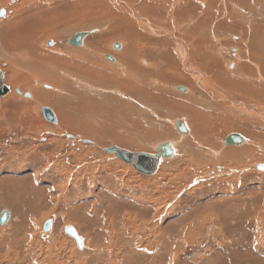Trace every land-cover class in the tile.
<instances>
[{
    "label": "rangeland",
    "instance_id": "1",
    "mask_svg": "<svg viewBox=\"0 0 264 264\" xmlns=\"http://www.w3.org/2000/svg\"><path fill=\"white\" fill-rule=\"evenodd\" d=\"M43 1L44 0H34L32 1V6L33 7L38 6V9L43 12H45L46 10L48 11V9H46L47 5H40L43 4ZM56 1L59 2L54 4L57 5L54 6L55 7L54 9L57 8L55 11V17L57 19H52V18L49 19L51 21L50 22L51 24H48L49 26H47L45 30L47 32L46 35H50V37L48 38L44 37V42L45 41H48V43L52 42L53 43L52 46L48 44L50 47H54L56 44L57 46L56 49L50 50V53L43 48L39 52L47 56L53 54H55L56 56L59 55L60 57H56L55 59H58L60 61L58 60L50 61L48 60L49 58L40 60L41 62L44 63V64L42 63V65L44 66L41 67V70H46L43 73L44 75H42L39 72L40 73L39 75L41 76L40 80L42 81L40 82L38 81L37 79L38 75L36 74H35L36 78L34 79L35 81L32 80L35 77L34 74L30 75L32 76V79L30 77L24 78L25 73H27V71L32 72V70L29 68L30 67L29 62L34 61L33 59L27 57V59L29 60V61L27 60L26 62L28 67L26 66L25 68H20V69L19 67L16 68L19 69L18 71H20V73H23L22 75L23 77L21 79L16 80L14 79V76L11 77L7 74L6 70L8 68L7 67L8 64L5 61H3L0 56V66L3 69L1 67L0 68L5 72L4 74L8 77L7 79H9L7 81V86L10 89L8 94H10L11 92L10 97L7 96L8 94L6 95L7 97L4 96L0 97V104H2L0 105V184H2L4 181L8 183L7 181L10 180L9 182L12 181L13 183L12 182L11 183L14 185V187L16 186L15 183L17 185L19 183L27 185L28 187L27 189H25L26 191L24 193V195L26 194V197L24 196V198L29 199V200L26 199L27 201L26 205L28 208L27 210L23 211L22 209H19L20 205L17 208L21 211H19L18 209H15L16 211L14 210L15 211L14 220L16 221H13V223L10 225L11 229L5 231V228H8V226L5 227L6 225H1L2 227L5 228L0 229L1 231L4 230L3 232L0 231V234L2 235V236L0 235V237L9 238L12 235V233L16 234V230L14 228L15 225L22 227L23 226L22 222L26 220V222L27 221L28 222L27 224H25V226H30L29 228L31 229V230L29 229V234H28V237H30L29 240L35 241L36 244H40L38 246L39 249H37L38 251L43 252V249H45V245H47L46 243L50 241L49 238L52 236L54 225H56L57 227L55 230L56 239H51L50 243H52V241L54 242L55 240L57 242H60V239H57V235L61 233V235L64 238L70 239V243L76 242L75 247L77 249L80 247L82 248V241L79 247V242L75 238L71 236L69 237V235H67L66 233L67 228H74L76 231L77 228L75 227V225L70 223L71 221L68 217L67 207L63 205L65 204L69 205L74 209V212L77 215H79L81 211L83 212L85 211V209L83 208H85L87 205H90V203H92V205L99 206L100 208L104 207L103 209L111 208L115 210V212L117 211L119 216L126 214L127 217L125 219H129V220L131 219L130 220L131 222L130 221L129 222L132 223V225L134 224L133 226L135 227L142 226L145 228L147 227L149 228L148 231L150 234H152L153 231L154 233L156 232L157 234H164V235H166L169 232L173 233L175 236V243H176L173 246L174 247L173 250L174 249L176 250V251L174 250L176 254V260L174 261V264H208L209 263L208 260L211 259V256H213L215 253H217L220 250L222 242L225 238H223V234H221L220 236H216V234L218 233V228L222 227L221 225L222 222L220 223L222 217H218L217 215L211 212V210H213V208L211 207V203L214 202L215 200L221 201V196L218 197L216 196L215 198L213 196L209 197V195H207L203 191L204 187L207 185L213 186L214 183L217 182L218 180H224V181L227 180L229 182L231 181V184L233 186L236 187L238 186L237 187L238 190L243 189L244 186L243 182L236 183V180H238L237 174H244V172H246L245 169L243 170L244 168L243 163H238V162L236 163L232 159H229V162L223 161L222 159L220 160V156L213 157V153L209 154L208 149L213 151L219 148L221 144V139L223 140V138L230 132V129L225 130V128L223 127L225 125V120H226L225 114L227 113L228 109L229 111H236L237 108V110L241 109L247 112L246 114H249L250 112L253 111V107H251L249 103L254 102L256 100L254 99V97H252V95H250L252 93L244 94L242 92L243 94H240V92H236L235 90L232 89H230V91H234L235 95L231 94L230 91H227L230 93H228L229 95H226L224 91L227 88H238L240 89V91H243L245 88L241 89L238 86L237 81H227L229 79L231 80L230 77L225 78L226 80L224 79L223 81H221L224 76H228L226 74L230 75L231 73L237 75L238 73L237 72L232 73L234 69H231L229 66L228 69L226 67L228 60L230 59L228 53L231 54L228 51V49L225 50L226 61H223L221 58L218 61V56L223 57L225 53L222 55L218 54V48L217 49L214 48L213 43H218V44L221 43L220 45L222 44L225 45L226 43H230L231 45L241 44L240 46L243 49V53H245L247 49L251 52L252 55H256L254 61L259 65L260 71L258 73L255 72L254 69L256 68H253L252 71L253 73H256L255 76L260 75L261 77L255 78L253 80H251L250 78L249 79L245 78V80L247 81L248 85H251V88L253 90L254 87H256V90H258L259 93L262 92V89L264 88V33L260 30V28L264 29V21H262V19L264 18L261 17L260 13L264 14V0H257V1L251 0L256 2H250L252 4L253 3L255 4H253L252 5L253 7H251L250 9H246L248 11H243L241 10V8H236L233 4L232 5L234 7L233 6L231 7L230 6L231 3H229V1L227 0H224L222 2L221 0H208V1H212V3L214 2L218 3V5L221 6L222 8H219V6L216 3H214L215 7L213 9L210 8V15L212 16H208V20L214 22L213 24L210 23L209 25H206L202 28L196 27V22L192 26L194 18L191 19L192 22L190 21L179 22L178 21L179 14L177 12V9L181 7V3L179 4L181 0L177 2L176 0H173L176 2V3L174 2L175 4L173 3L175 6L174 9L176 14L175 16L168 17V20L163 21L162 25L164 26L167 24H170L171 26H173L174 24H176L174 26L178 25L176 28L178 29V32L180 33L182 39L179 38L180 37L179 34H177L178 38H176L174 33H172L171 35H173L176 39L178 40L181 39V41L174 40L172 44L177 46L179 44L180 45L182 44L185 50L186 49L189 50L188 51L189 54L185 53L184 58H179V62L182 63L183 69L179 67L178 62L177 65L174 63L175 68L173 67V65H169V63L163 66L164 71H161L163 76H161L162 74H160V71H157L155 69L154 70L147 69L150 68L147 66L149 65V61L145 58L138 59V60L141 59L143 60L142 65L144 67L141 66L139 62H137L138 63L137 66H134L129 73L124 74L122 76L121 74H118L117 71H115L116 68H114V70L112 69V71L105 68L103 62L100 61V59L98 60L94 58L95 56L94 54L90 52L89 53L85 52V56H82L81 58L78 59L76 56L84 52L76 53L71 51L70 48H67L68 41H70V39L75 34L84 32L87 35V32L85 31L89 30L88 28H79V30L77 29V31L72 32L70 28L73 24L77 23V25L80 26L92 25L93 29L99 30L98 36L101 39V43H102L99 44V47H101V49H104V52L108 53L106 55H110L111 53L107 51L105 45L111 44L112 40L115 41V44L120 42L116 40L117 36L113 31L114 26H118L122 24V23L118 24L120 22L121 16L122 18H126V16H128L127 8L123 6V4L129 7H133V10L137 12V14L132 13L131 16L133 19L134 18L136 19V16L138 14L141 15V12H139V10L137 11L134 5H132L133 3L131 1L90 0L91 9L89 8L86 10V11L90 10V12H87L88 14H85L83 16L77 15V14L85 13L82 8L85 7V5L82 4L83 2H81L82 0H80L79 3L76 2L78 0H56ZM202 1H204L206 4L208 2L207 0H202ZM16 2L17 0H13L9 6L15 5L14 3ZM150 2L151 0L148 1V4H150ZM205 3H203V5ZM76 5H80L81 7L77 8L75 7ZM123 7H125L126 9ZM0 8H1L0 10L1 14L2 15L4 14L5 16V17L1 16L3 25L1 24L0 27H5V26L9 27L11 32L9 30L8 34H10L11 37H13L12 31L14 34H16V32H21V30L17 26H20L22 24V18H24V13L20 12L19 13L20 15L18 14L19 16L18 17L17 14H13V13H17L18 9H15L14 12L12 13L11 9L13 7H9L8 9L6 7H0ZM215 9L217 10L214 11V13H212L213 10ZM222 9H224L225 11ZM4 11H6V14ZM199 11L196 12L201 14L202 11L201 10ZM45 14H47V12H45ZM12 18H14L13 21ZM46 18L47 19L49 18L48 14L46 15ZM132 18H126L124 19V22L126 26L131 25L130 27H128L129 29L133 28V35L135 36L134 39H132L133 41H135V39L137 40L140 34H144L145 37L147 34L150 35L148 31L146 32L145 30L140 29V27L137 25L138 19L136 20L134 19L136 21L135 24ZM8 19L10 21L9 23H7L8 21H6ZM31 19H34V15L33 18ZM255 19H258V25ZM181 20L186 21L185 18H181ZM125 25L124 28H120L123 33H125V29H126ZM182 25H184V27ZM253 26H254V30L252 32ZM234 27H237L239 29L243 27L244 30L243 32L240 33L239 30H237ZM180 28L182 31L180 30ZM134 29H135V33H134ZM183 29L190 30L191 34H189V31L186 32ZM67 30L70 31L67 32ZM95 32L96 31H92L93 34ZM163 35H167V34L162 33V36ZM129 37L128 39H131ZM167 37L170 38L169 36ZM184 37L190 40L186 42ZM239 38H241V40ZM83 43L79 47H83ZM34 45H38V43H36L35 40L33 46ZM74 47H78V46H74ZM143 48L144 46H142L141 52L150 55L149 53H147V50L145 51V49ZM111 49H114V44L111 46ZM169 50L171 51L170 48ZM174 51L176 53V50ZM2 52H0V55L4 53ZM36 54H37V50H36ZM87 54L89 56H87ZM145 54L142 55L146 57L147 55ZM190 54L193 59L192 62L193 64L190 63L191 65L188 62L190 61L189 58ZM106 55H104V57ZM38 56H40V54H38ZM87 57L89 58L93 57L92 59L95 60L94 65L85 62L87 60ZM104 57L102 58V60H104L105 62L108 60L110 62L108 58L105 59ZM243 57H246V54H243ZM43 60L46 62H44ZM144 61H146L148 64H146ZM182 61H184V63ZM194 61L196 64L194 63ZM232 63L233 61L230 63V65ZM197 64H199L200 67H198ZM94 68L96 69L98 68V70L101 71L100 74H102L104 78H107V80L99 81L95 83L93 86L94 87L98 86L99 88L104 89L106 93L104 94L93 93V99L95 96L96 97L95 99L99 100L101 103L93 100L91 103L92 107L86 106L85 108L88 107L87 109H81V108L79 109L77 108L78 105L77 99H76V95L74 94V92H78L77 88H76L77 90H74L75 87L74 85H77V83H74L76 82L74 73L75 72L80 73L78 75L79 78L89 81L90 79L85 74H81V72L86 70L93 71ZM142 68H145L147 71L143 72ZM176 73L180 74L179 77H176L178 76ZM48 75H54L53 77L56 78L60 77L59 79L64 78L67 81H69L68 79L71 78V82L69 81L70 82L69 92L67 91L63 92L65 97V99L63 100L64 102H61V106L56 104L57 105L56 107L58 108V111L59 108L64 109L62 110L64 117L65 115L69 117V118L65 117L66 120L72 121L73 119L74 121L79 122V124L77 125L78 127L75 126V130L73 126L71 127L72 130L68 129L61 131V129H59L61 128L60 126L61 122L58 121L57 125L50 124L48 121L44 119V117H42L43 115L41 114L42 113L41 107L46 106L54 111V109L52 108L53 106L51 105L37 106L35 105V103H33V105L31 104V106L27 107V104H24L25 102L31 101L30 95L37 96L38 91H44L43 89H41V83L44 82L52 85L51 80L45 78ZM195 75L196 78L197 75H199L202 78V80L200 79L195 80ZM220 75L223 76L221 79H220ZM15 77L18 78L17 75H15ZM162 77L166 78V80H163ZM14 80H16V82L15 84H12V81ZM205 80H207V82H205ZM31 81H33L32 84ZM168 81H171V83H169ZM195 81H197V83ZM130 82H132V84ZM162 82H166V83H162ZM216 83L220 86L215 85ZM24 84L28 86L33 85L32 92L29 90L26 92L25 90H22V88L25 86ZM122 85H125L126 87L131 86V88L129 87V89H131V92L129 91L128 88L124 89ZM134 85H136L135 86L136 88L134 87ZM178 86H182V87L184 86L185 88L191 87L190 91L191 90L195 91L196 94L199 96L204 95L205 100L203 102H206L205 105H203V102L202 103L200 102L201 100H198L194 96H191V93L190 95H187V93L183 94L179 92L177 89ZM132 87L135 88V90ZM138 88L145 89V92H141ZM50 90L52 91L53 88L47 89L46 91H50ZM132 90H134V92H132ZM196 90L198 91L203 90L202 91L203 95L198 94V91ZM18 91H20V94L17 93ZM83 91H85V93L88 92L87 89H83ZM95 91H101V90L98 89V90H94L93 92ZM12 93L14 94L15 97L18 98L19 103H21L18 106L20 108H16L18 112L16 111L15 113H17L16 119L18 120L13 125L11 124L12 122L9 121L7 117H4L3 115L4 112H2L1 110L5 100L10 99L12 101L13 99H16V98H11L13 96ZM123 93L126 95H122ZM28 94L29 97H27ZM153 96L155 97L157 96V98ZM52 100L53 97L50 98L49 102L52 103ZM15 102H18L17 99L15 100ZM207 102L210 103V108ZM93 104H95L96 106L95 105L93 106ZM128 104H130V106ZM196 104L199 106H197ZM262 104L264 105V103ZM196 106L201 108L203 107L204 110L208 109L209 111L206 112L209 114L205 118L206 123L204 124L206 125V127L212 129L213 132H216L224 128V130L220 131V133L217 132L213 136L205 134L204 138H208L209 140L213 141V144H209V141L207 140L203 141V143L200 145H198L197 143L195 144L193 143L189 145L185 143L182 144L183 142L178 140L177 136L174 133H172L173 122L175 120H180V119L194 120L195 119L194 117L197 116L198 114L201 115L204 114V112L197 110L195 113H193ZM89 107H91L90 110H88ZM11 109H12L11 112H13L15 108H11ZM74 112L76 114H74ZM242 113L244 114V112ZM94 114L98 115L97 117L95 116V120L92 119L94 118L93 117ZM159 116H162V118H160ZM70 117H72V119ZM167 117L170 118V120H166ZM261 121H264L263 118H261ZM228 123L226 125H228ZM144 124L146 125L147 128L151 129V131L153 132H150L149 140L141 141L139 140V135L141 134V132L137 130L138 127L137 125L143 126ZM218 124H220V126H218ZM45 125L46 126L50 125L52 129L46 130ZM211 125H217V126H211ZM40 126L41 128L35 131L36 128ZM55 126L57 127L60 126V127L57 128ZM76 128L78 129L80 128V131H78ZM107 128L108 129L112 128L111 129L112 133H116L115 131H117V134L122 135L124 137H128L131 140L138 141L139 143L143 144L144 146L141 148L149 151V152L146 151L144 153H151V151L154 152V146L157 143L164 142L167 140L168 141L174 140L178 143V146L180 145V148H178L179 156L174 160H171L169 162H164L162 165V172L160 174L156 176L142 175L134 168H132L133 169L132 171L131 169H128L123 165H117V163H115L112 159L106 157V156H111V154L107 153L106 151V149H109L106 147L109 146L107 145L105 147L106 149L104 148L105 150L102 149L101 146H103L104 144L100 145L98 143V140L100 139V141H106L105 139H107V132H108ZM252 129L257 130L254 128ZM104 131L105 134H103ZM86 132L91 134L93 137H96L98 140L96 141L92 137L85 136ZM166 133L170 134L171 137L168 138V135ZM155 135H158L160 137H156ZM110 146L121 147L120 145L117 144H113ZM228 147H233V146H228ZM125 149L130 150V148H125ZM135 152H137V150H135ZM32 161L33 162L37 161L38 165L37 166L32 165ZM254 161L255 160L252 159V163H254ZM238 164H241L242 166ZM25 165L26 167H24ZM125 165L128 166V164ZM253 168L254 167L248 170V173L251 172L250 173L251 175L263 173L262 171L259 170H257L258 172L257 173L255 168L254 169ZM79 172L81 174L78 176V179H76V176ZM74 173H77L76 176H74ZM71 174L72 176L69 182L68 178ZM25 178L27 179L28 183L22 182V180ZM255 182L256 183H254V185H256L257 187H260L261 184H263V182L258 180ZM203 183L204 184L208 183V184L204 185ZM68 184L71 186L69 187ZM112 184H117L121 186H119L117 189H111V191H107L106 189L108 188L110 190L109 187ZM74 185H75V189H74ZM71 188L74 190L72 191ZM15 189L13 188L14 191ZM247 190H248L247 192L249 193L251 192L250 189ZM14 191H12L11 197H14L15 195ZM257 191L259 190L257 189L256 192ZM31 194L34 195L32 196ZM71 195L74 196L71 197ZM51 199L53 201L55 200L57 202L59 201L58 203L62 205L61 206L62 208L60 207L53 213L50 212L53 209L51 207L52 205ZM86 199H88V201L90 202L89 204ZM2 205L3 203H1L0 201V209L2 208L1 207ZM75 213H73V216L75 215ZM65 215L68 220L65 219L66 217L64 218ZM208 217L215 218L217 222H215V220H209ZM43 218L46 219L43 220ZM74 218L78 219V216ZM243 218L245 220L247 219L245 216H239V219L235 218L236 221L238 220L237 222L235 221L236 224L232 223L233 221L228 220V225H231L233 227H239L238 225H240V227H242L243 224L241 225V223L244 220ZM248 218L250 220L253 219L251 215H249ZM91 219H95V218L92 217ZM87 220L89 219H86V221L83 220V223L85 224ZM206 220H208V222L204 225V228H202ZM103 222L104 224L100 225V227L90 225L86 227V229L88 230L89 233H93L98 230L99 231L101 230L100 233H103L101 236L102 237L101 241L105 243L106 232H108V234H111L110 232H112V229H107L109 228L108 226L109 221L106 220ZM38 228L40 230H38ZM62 229L63 231L61 232ZM202 231L204 233H202ZM234 236H238L239 238H235ZM234 236L231 238L234 240H230L227 238L225 239L226 243L230 240L231 251H233L231 252L232 255L235 256V253H237L238 260L242 257V254L251 258L252 253L254 252V249L251 246L254 243V240L252 239L253 234L250 231L249 232L235 231ZM79 237L83 239L84 248H85L86 247L84 241L85 239L81 234L79 235ZM149 237L150 236L147 235L146 237L144 236L143 238L145 241L149 242V240H151L148 239ZM62 242H64L63 239ZM60 244L62 243L60 242ZM8 245L9 243L5 248L1 249L2 251L0 253V256L3 255L4 257L8 255L6 254L8 253V251L10 253L11 252L15 253L19 249L26 251L23 245H19V247L16 248L15 241H11V245L13 248L12 251L8 249L9 248ZM237 245H239L238 247L239 249L235 248ZM241 245L243 247H241ZM118 247H120V243H117V246L116 248H114V250H116ZM72 248L73 247L69 244L66 249L67 253L65 254L61 253V255L63 254L62 255L63 257L60 255L59 257L52 258L51 259V262L53 261L52 264L74 263L77 259L72 258L73 257L71 255ZM244 248L246 249L243 250ZM80 252H85V250L84 251L81 250ZM151 252H155V251H151ZM28 253L30 254V252ZM147 253H150V251ZM257 254L259 253L257 252ZM13 257L15 258L14 255ZM217 257L219 259H227V260L229 258L228 256L221 257L220 254H217ZM257 257L259 258V255H257ZM55 259L56 262H54ZM107 261L108 259L105 260V263H107ZM105 263L103 262V264ZM257 263L264 264V261L259 259Z\"/></svg>",
    "mask_w": 264,
    "mask_h": 264
},
{
    "label": "bare ground",
    "instance_id": "2",
    "mask_svg": "<svg viewBox=\"0 0 264 264\" xmlns=\"http://www.w3.org/2000/svg\"><path fill=\"white\" fill-rule=\"evenodd\" d=\"M12 1L13 0H0V7H6L7 9L9 7H13L11 9L12 13L14 12L15 9H18L17 13H13V14H17V16L20 12L24 13V18H22V24L20 26L16 25L21 30V32H16V34H14L12 31L13 37H11L10 34H8L9 30H10L9 27H7V26L0 27V52H2V51L4 52V53L2 52L3 54L0 56H1L2 60L8 64V66H7L8 68L6 70L7 74L11 77L14 76V79H16V80L21 79L23 77L22 76L23 73H20V71H18V70L20 68H25L26 66L28 67V65L26 64V62L28 60L27 57L33 59L34 61L29 62V66H30L29 68L32 70V72L26 70L27 73H25L24 78L30 77L32 79V76H30V75L34 74L35 77L32 80H34L36 78V75H38L37 79L40 82L42 80H40L41 76L39 74L41 73L42 75H44L43 73L46 71V70H41V67L44 65H42L43 62H41L40 60L45 59V58H49L48 60L54 61V60H58V59H55L56 57H60L59 55L56 56L55 54L47 56V55H43L39 52V51H41L42 48L45 49L49 53H50V50L56 49L57 44L54 47H50L48 44H50L52 46L53 43L52 42L48 43V41L44 42V37L45 38L50 37V35H46L47 32H46L45 28L47 26H49L48 24H51L50 23L51 21L49 20L50 18L57 19L55 17V11L57 8L54 9L55 8L54 6H57V5H54V4L59 3V2L56 0H44L43 4H40V5H47L46 9H48V11L47 10L45 11V12H47L48 17H49L47 19L46 18L47 14H45V12L40 11L38 9V6H36V7L32 6V1H34V0H20V1L17 0V2H16L17 4L14 3L15 5L9 6L12 3ZM129 1H131L133 3L132 5H134V7L137 9V11L139 10V12H141L142 16L139 14L136 16V19H138L137 25L140 27V29L145 30L146 32L148 31V33H150V35L147 34L148 36L146 35V37H145L144 34H140V35L137 34V35H139V38L137 40L135 39V41L132 40L135 37L133 35V28L129 29L128 27H130L131 25L126 26L124 19L132 18V16H131L132 13L137 14V12L135 10H133V7H129V6L123 4V6H125L127 8L128 16H126V18H122V16H121L120 22L118 24H120V23H122V24H120L118 26H114V30H113L115 32V35L117 36L116 40L120 41L118 43L119 47L111 49V46L113 44H115V41H113V40H112V43L109 45L104 44L105 48H107V51L111 53L110 55H106L108 53L104 52V49H101V47H99V44L101 43V39L98 36L99 30L93 29L92 25L80 26V25H77V23L73 24L70 28L72 32L77 31V29L79 30V28H88L89 30L85 31V32H87V37L84 39L83 47L71 46V45H69V41H68L67 48H70L71 51L76 52V53L84 52V53L78 54V56H76L78 59L81 58L82 56H85V52L86 53L90 52V53L94 54L95 55L94 58H96L98 60L100 59V61L103 62L105 68H107L110 71H112V69L114 70V68H116L115 71H117L118 74H121L122 76L124 74L129 73L130 70L133 69L134 66H137L138 65L137 62H139L140 65L143 66L142 65V63H143L142 59H144V58L149 61V65H147V66L150 68H147V69H153V70L155 69L157 71H160V74H161V71L163 68L162 64H164V62L173 63V64L175 63L177 65L176 58H175L174 54L172 53V51L169 50V48L171 47L174 40L181 41V39H182L180 33L178 32V29L176 28L178 25L174 26V25H176V24H174L173 25L174 27H173L170 24H167L164 26V25H162V22L165 20H168V17L175 16L176 12L174 9V7H175L174 4L179 0H176V2L173 0H151L150 4H148V1H150V0H129ZM222 1H224V0H221V2ZM227 1H229V3H231V4H233L236 8H241V10H243V11H244V9H248V8L253 7L252 5L255 4V3H253V4L250 3V2H252L251 0H227ZM256 1H254V2H256ZM76 2L79 3L80 0H78ZM81 2H83L82 4L85 5V7H82L85 13L77 14V15L83 16L85 14H88L87 12H90V10H88V11H86V10L89 8L91 9V5H90L91 2H90V0H82ZM180 3H181V7L177 9V12L179 14V15L177 14L179 16L178 17L179 22H188V21L192 22L191 19L197 18L198 20H200L201 23L205 24L208 20V18H206V16L209 14V9L210 8L213 9L215 7L214 3H216V2L212 3V1H208L206 4L202 0H181L179 2V4ZM203 3H205V4L203 5ZM216 4L218 5V3H216ZM231 4H230V6L232 7L233 5H231ZM104 6H106V5H104ZM75 7L79 8L81 6L76 5ZM125 7H123V8H125ZM168 8H169V10H168ZM0 10H1V8H0ZM20 10H22V11H20ZM199 10L202 11L201 14L197 13ZM25 11L28 12L29 14L26 13ZM4 12L6 14V11H4ZM8 13H9V10H8ZM33 15H34V19H31V18H33ZM260 15L262 18H264V14L260 13ZM1 16L5 17L4 14L2 15L0 12V25L3 23ZM21 16H23V15H21ZM199 16H201V17H199ZM181 18H185L186 21L181 20ZM13 19L14 18H12V21H13ZM46 19L49 21H47ZM135 20H134V22L136 24ZM255 20L257 21V25H258V19H255ZM6 21H8L7 23L10 22L9 19ZM6 21H4V22H6ZM262 21H264V19H262ZM173 22H175V21H173ZM15 24H16V22H15ZM192 24H194V23H192ZM124 25L126 26L125 33H123L120 29V28H124ZM182 26L184 27V25H182ZM53 27H55V26H53ZM90 27H91V29H90ZM234 28L239 30L240 33L243 32V30H244L243 27L240 29L237 27H234ZM180 30H181V28H180ZM183 30L186 32L189 31V34H191L190 30H188V29H183ZM250 30H251V28H250ZM253 30H254V26L252 27V32H253ZM260 30L264 33L263 28H260ZM68 31H70V30H67V32ZM92 31H96L94 33L96 35H94L92 33ZM10 32H11V30H10ZM134 33H135V29H134ZM162 33L167 34V35L162 36ZM172 33H174L176 38H178L177 34H179L180 35L179 38H181V39L180 40L176 39L173 35H171ZM167 36H169L170 38H168ZM128 37L131 39H128ZM114 38H115V36H114ZM184 38L186 41L190 40L186 37H184ZM239 39L241 40V38H239ZM34 40L36 43H38V45L33 46ZM240 45L239 44L231 45L230 43H226L223 46L221 45L220 47H218V54L222 55L225 53L223 57L219 56L221 59L224 60L226 58L225 50L228 49V51L231 53V54L228 53V56H230V59L228 60L226 67L228 69L229 68L228 66H230V63L233 61V63H234L233 67H235V69L232 71V73L233 72L238 73L237 76L240 77L241 81H239V83H237V84L241 89H244V88L245 89L243 91H240V89H238V88H233V89L230 88V89L235 90L236 92H240V94L252 93L250 95H252L254 97V99H256L254 102L249 103L250 106L253 107V111L250 112L249 114H246L247 112H245L244 110H241V109L237 110V108H236V111H229V109H228L227 113L225 114L226 120H225V125L223 127L225 128V130L230 129V132L223 138V140L221 139V144H220L219 148H217L213 151L208 149L209 150L208 153L209 154L213 153V157L220 156V160L222 159L223 161L229 162V159H232L236 163L237 162L243 163L244 168L243 167H241V168H243V170L245 169L246 172L243 171L244 174H237L238 180H236V183L237 182L238 183L243 182L244 186H243V189L238 190L237 189L238 186L237 187L233 186L231 184V181L229 182L227 180L226 181L218 180L217 182L214 183V185L212 184L213 186L207 185L208 183L207 184L203 183L204 185H207L204 187L203 191L207 195H209V197L213 196L215 198L216 196L217 197L221 196V201L215 200L214 202L211 203V207L213 208V210H211V212L213 214L217 215L218 217H222V219H223V220L221 219V221H220V223L222 222V224H221L222 227L220 226L221 228H218V233L216 234V236H220L221 234H223V238L234 240L231 238L234 236L235 231H239V232H245V231L249 232L250 231L253 234L252 239L254 240V243L251 246L253 247L254 252L252 253V256L250 255L251 258L242 254V257L238 260L237 259V253H235V256L232 255V253H231L233 251H231L230 240L226 243L225 242L226 240L224 239L222 242L220 250L217 253H215L213 256H211V259L208 260V262H209L208 264H258L257 261L259 259L264 261V121H261V118H263V120H264V105L262 104V103H264V92H263L264 88L262 89V92L259 93V91L256 90V87H254V90H253L251 88V85H248V83L244 82L246 80L239 73L240 69L243 65L239 66V64L241 63L240 59L242 58V54H249L250 51L246 49V52L243 53V49ZM142 46H144L143 49H145V51L147 50V53H149L150 55L141 52ZM188 49H189V46H188ZM36 50H37V54H36ZM174 50H176V56H179L180 58L185 57V53H186L187 49L184 50L182 44L181 45L179 44L178 46H176V48H174ZM187 51H189V50H187ZM192 51H194V50H192ZM141 53L143 55L144 54L147 55L146 57H148V56L149 57L146 58ZM232 53H234V54H232ZM38 54H40V56H38ZM104 55H106V56L104 57ZM87 56H89V55L87 54ZM103 57L105 59L108 58L110 60V62L108 60L106 62L104 60H102ZM92 58L87 57V60L85 62L89 63L91 65L92 64L94 65L95 60ZM139 58H142V59L138 60ZM157 60L160 61L157 63L159 65L156 64ZM252 60H253L252 54L251 55L249 54L247 61L251 62ZM58 61H60V60H58ZM197 61H199V60H197ZM40 62H41V64H40ZM44 62H46V61H44ZM144 62L146 64H148L146 61H144ZM249 64H250V65H248L249 72H247L248 74H251L253 68H256L257 72L260 71V67L256 62L254 63V61H253L252 63H249ZM197 65L200 66L199 64H197ZM17 67H19V69H16ZM92 67H91V69H92ZM1 68H0V71L2 73H5L2 70L3 68L2 69ZM142 69H143V72L147 71L145 68H142ZM256 69H254V70H256ZM102 70H103V67H102ZM143 72H141V73H143ZM100 73H101V71L98 70V68L97 69L94 68L93 71H87V70L82 71L81 74H85L90 79L89 81L79 78L78 75L80 73H76V72L74 73V77L76 80V82H74V83H77V85H74L75 86L74 90L78 89V92H74V94L76 95L77 104H78L77 108L87 109L88 107L87 108H85V107L91 106V103L93 100L101 103L99 100L95 99L96 98L95 96L93 99V93L94 94L106 93L104 89H101L98 86H95V87L93 86L95 83H97L99 81L107 80V78H104L103 75ZM14 74L17 75L18 78H16ZM53 76L54 75H48L45 77V78L51 80L52 85L44 83V82L41 83V89H43L44 91H38L37 96L30 95L31 101L25 102L24 104H27V107L31 106V104L33 105V103H35V105H37V106H40V105H51V106H53L52 108L54 109V111L53 110L52 111H53V114L55 116V122H53L50 119H47L46 115L43 113H41L43 115L42 117H44V119L46 121H48L50 124L57 125L58 121L61 122L60 123L61 128H59L60 126L59 127L55 126L59 129H61V131L68 130V129L72 130L71 127H73V126H74L73 128L75 130V126H77L79 124V122L74 121L72 119V117H70L72 119V121L66 120L65 117H67V118H69V117L67 115H65V117H64V115L62 113L63 112L62 110H64V109L59 108V111H60L59 112L58 108L56 107L57 105L61 106V102H64L63 100L65 99V97H64L63 92H66V91L69 92L71 78L68 79L70 81L69 82L64 78L59 79L60 77L56 78ZM258 77H261V76L258 75ZM7 78L8 77L5 75V86L7 87L8 91L5 93L4 97H7V96L10 97L11 96V92H10V94H8L10 89L7 86V81L9 80ZM195 78H196V75H195ZM245 78L249 79L250 77L246 76ZM16 80L12 81V84H15ZM32 82L33 81H31V84H32ZM129 87H131V86H128V87L125 86V88L124 87L123 88L129 89ZM178 87H177V89H178ZM51 88H53L52 91L51 90L46 91L47 89H51ZM183 88L186 89L185 91H182L183 94L187 93V95H190V93H191V96H194L196 99L201 100L200 102H203L205 100L203 92H202L203 90L202 91L196 90V91H198V94L203 95V96H199L196 94L195 91H192V90L190 91L191 87L185 88L183 86ZM35 89H37V88H35ZM83 89H87L88 92L85 93V91H83ZM98 89L101 91L93 92L94 90H98ZM133 89L135 90V88H133ZM230 89H229V91H230ZM22 90H25V92L28 90L32 92L33 85H29V86L25 85L22 88ZM134 90H132V92H134ZM129 91L131 92V89H129ZM51 92H53V93H51ZM142 92H145V89L142 88ZM224 92L226 93V95H229L226 91H224ZM30 94H32V93H30ZM12 95L13 96L11 98H16L18 102H15L16 99H13L11 101L10 99L5 100L6 99L5 98L4 99L5 102L3 103L4 105L1 108V110H2V112H4V114H3L4 117H7L8 120L11 121L12 122L11 124L13 125L18 120V119H16L17 113H15V112L17 111L16 108H20L18 106L21 103H19L18 98L15 97L13 93H12ZM0 97H3V96H0ZM49 97L50 98L53 97L52 103L49 102L50 101ZM153 97H155V96H153ZM155 98H157V96ZM233 99H235V98H233ZM0 105H2V104H0ZM94 105L95 104H93V106ZM91 107H89L88 110H90ZM11 108H15L13 112H11V110H12ZM44 108H48L51 110V108H49V107H46V106L43 107L42 106L41 112ZM196 110L202 111V112H204V114H202V115L198 114L197 116L194 117L195 118L194 120H184V119L175 120L173 122L172 133H174L177 136L178 140L183 142L182 144L185 143V144L189 145V144L197 143L198 145H200L205 140L209 141V144H213V141L209 140L208 138H204L205 134L213 136L217 132L220 133V131L224 130V128L220 129L216 132H213L212 129H209V127H206V125L204 124V123H206L205 118L209 115L208 113H206L208 111L204 110L202 108H197V106H196L193 113H195ZM242 112H244V114ZM59 114H61V115H59ZM74 114H76V113L74 112ZM97 114H94L93 115L94 118H92V119L95 120V116L96 117L98 116ZM130 118H133V117H130ZM180 122L184 124L187 132L182 133L179 131L177 124ZM227 123H228V125H226ZM137 126H138L137 130L139 132H141V134L139 135V140H141V141L149 140L150 139V132H153V131H151V129L147 128L145 124L143 126L142 125H137ZM211 126H217V125H211ZM218 126H220V124H218ZM40 128H41V126L36 128L35 131L39 130ZM252 128L257 129V130H253ZM51 129H52V127L50 125L46 126V130H51ZM76 129L78 131H80V128L79 129L76 128ZM111 129L112 128H109V129L107 128L108 132H107V139H105L106 141H100V139L98 140L96 137H93L91 134L87 133L88 131L86 132L85 136L92 137L96 141L98 140V143L100 145L104 144L103 146H101L102 149H104L108 145L109 147H106V148H109V149H106V148L105 149H106L107 153L111 154V156H106V157H109L110 159H112L115 163H117V165H123L124 167H127L128 169H131L133 171V169H132V168H134L133 166L129 165L128 163H125L122 160L120 161V159L116 158V156L113 152L109 151L112 148L110 145H113V144L120 145L123 148H121L119 146H114V147H118L121 150L130 152V153H134V154L135 153H144L147 150L146 149L144 150L143 148H141L144 145L139 143L138 141H134L128 137H124L122 135H119V134H117V131H115L116 133H112ZM103 134H105V131ZM166 134L168 135V138L171 137L170 134H168V133H166ZM155 136L160 137L158 135H155ZM229 136H236V137L240 138L242 141L239 143V145H226L227 146L226 147L225 141ZM50 137H52V136H50ZM51 139H53V138H51ZM110 143H112V144H110ZM182 144H181V146H182ZM165 145H170L172 147L173 153L171 155H169L168 157H161V160L159 163V168H158V170L154 176H156L162 172V165L164 162H169L171 160L176 159L179 156V154H178L179 149L178 148H180V145L178 146V143L174 140H169V141L167 140L164 142L157 143L154 146V152L151 151V153H144V154H149V155H157V153L159 152V148H161ZM228 146H233V147H228ZM125 148H130V150L125 149ZM132 150H133V152H132ZM135 150H137V152H135ZM147 152H149V151H147ZM252 159L255 160L254 163H252ZM125 164H128V166ZM32 165L37 166L38 165L37 161H34V162L32 161ZM238 165H241V164H238ZM24 167H26V165ZM252 167L255 168L256 172H257V170H259V171H262L263 173L261 174V173L257 172L258 174H252L251 175L250 174L251 172L248 173V170L252 169ZM239 171H240V168H239ZM76 174L77 173H74V176H76ZM80 174H81L80 172L77 174L76 179H78V176ZM71 176H72V174L68 178L69 182L71 180ZM257 180L263 182V184H261L260 187H257L256 185H254V183H256L255 181H257ZM9 181H7L8 183H6V181H4L2 184H0V201H1V203H3V205L1 206L2 208L0 209V216L3 213L8 214L7 221L4 224H0V229H3V228L8 226V228H5V231H7L8 229H11L10 225L13 223V221H16V220H14L15 219V211H16L15 209H18L17 207L19 205H20L19 209H22L23 211L28 209L27 205H26V203H27L26 199L27 198L26 199L24 198V196L26 197V194L24 195V193L26 191L25 189H27L28 186L25 184H22V183H19L18 185L15 183V185H16L15 186L16 189H15L14 185L12 184L13 182L11 181L12 182L11 183ZM91 181H92V179H91ZM22 182L28 183L26 178L23 179ZM228 183H229V185H228ZM251 183H253V184H251ZM69 184H68V186L70 187L71 185H69ZM119 186H121V185L112 184L109 187L110 190L108 188L106 190L111 191V189H117ZM249 186H250V188H249ZM13 188L15 189V191L13 190ZM207 188L209 191L207 190ZM74 189H75V185H74ZM74 189H72V191ZM247 189H250L251 192L250 193L247 192L248 191ZM257 189L259 191L256 192ZM12 191L15 192L14 197H11ZM70 192H68V193H70ZM31 195L33 196L34 194H31ZM73 196L71 195V197H73ZM27 200H29V199H27ZM86 200L89 204L90 202L88 201V199H86ZM51 202H52L51 207L53 209L50 212H52V213L55 212L57 209H59L62 206L60 203H58L59 201L57 202L56 200L53 201L51 199ZM154 202H156V201H154ZM74 204H75V201H74ZM63 206L67 207L68 217L71 221L70 223L75 225V227L77 228L78 232H76L75 229L72 228L75 232V236H77L79 239H81L78 236L81 234L83 236V238L85 239L84 240L85 245H86L85 249H84L82 239H81L82 248L79 245L80 248L77 249L75 247L76 242L70 243V239L64 238L61 235V233L59 235H57V239H60V242L62 244H60V242H57L56 240L54 242L52 241V243H50L51 239H56L55 230L57 227H56V225H54L53 231H52V236L49 238L50 241H48L46 243L47 245H45V249H43V252H40L37 250V249H39L38 246L40 244H36L35 241L29 240L30 237H28V234H29V229H30L29 227L30 226H25V224H27V222H28V221L26 222V220H25L22 222V224H23L22 227L15 225L14 228L16 230V234L12 233L11 236L9 235L10 236L9 238L0 237V253L2 251L1 249L5 248L8 243H9L8 249H10V251H12L13 248L11 245V241H15L16 248H18L19 245H23L25 247L26 251L20 250V249H19L20 251L18 250L15 253H13V252L10 253L8 251V253H6L8 255L5 254L6 256H4V257H3V255L0 256V264H52L53 263V261L51 262L52 258L59 257L61 255V253H64V254L67 253L66 249H67V246L69 244L73 247L71 250L72 251L71 255L73 256L72 258L77 259L72 264H103V262L105 263V260H107V259H108V261L105 264H174V261L176 260V254L174 252L175 249L173 250V248H174L173 246L176 243H175V236L173 233L169 232L166 235H164V234H157L156 232L154 233V231H153L152 234H150L148 231L149 228H147V227L145 228L142 226H137V227L133 226L134 224L132 225V223H130L131 219L130 220L125 219L127 217L126 214H124V215L120 214L122 216H119L117 211L115 212V210H113L111 208L103 209L104 207L100 208L99 206L92 205V203H90V205H87L85 208H83V209H85V211L84 212L81 211L79 213V215H77L74 212V209L72 207H70L69 205L65 204ZM19 211H21V210H19ZM73 213H75L74 216H73ZM147 213H148V211H147ZM128 214H129V212H128ZM249 215H251L254 220L253 219L250 220L248 218ZM77 216H78V219H75L74 217H77ZM239 216H245L247 218L246 220L243 218L244 220L241 223V225L243 224L242 227H240V225H238L239 227H233L231 225H228V220L233 221L232 223L236 224V222L238 221V220L236 221V219H239ZM65 217H66V215L64 216V218ZM92 217L95 219H91ZM208 218H209V220H215V222H217V220L213 217H208ZM45 219L43 218V220H45ZM65 219H67V217ZM82 219L84 221H86V219H89V220H87V222L84 224ZM106 220L109 221V224H108L109 228H107V229H112V232H110L111 234H108V232H106V236H105L106 239L104 238L105 239V243H104L103 241H101V239H102L101 236L103 234V233H100L101 230L100 231L98 230V231L93 232V233H89L88 230L86 229V227H88L90 225L100 227V225L104 224L103 221H106ZM126 220H128V221H126ZM121 222H124V223H121ZM207 222H208V220L205 221L202 228H204V225ZM1 225H6V226L2 227ZM159 226H161V225H159ZM162 228H163V226H162ZM38 230H40V229L38 228ZM3 231L4 230H2L1 232H3ZM10 231H12V230H10ZM62 231H63V229L61 230V232ZM202 233H204V232L202 231ZM230 233H231V235H230ZM198 234H200V233H198ZM67 235H69V234L67 233ZM117 235H119V236H117ZM143 235L145 237L147 235H149L150 237L148 239H151V240H149V242L145 241L143 238L144 237ZM200 235H202V234H200ZM70 236L71 235H69V237ZM71 237H73V236H71ZM234 237L239 238L238 236H234ZM12 238H14V239H12ZM62 239L64 242H62ZM247 239H249V238H247ZM117 243H120V247H118L116 250H114V248H116V246H117ZM238 247H239V245H237L235 248H238ZM241 247H243V246L241 245ZM245 249L246 248H244L243 250H245ZM81 250L82 251L85 250V252H80ZM112 250H114V251H112ZM148 250L150 251V253H147V252H149ZM27 251L30 252V254ZM151 251H155V252H151ZM257 252L259 254H257ZM151 253H153V254H151ZM217 254H220L221 257L228 256L229 258H228V260L227 259H219L218 258L219 256L217 257ZM13 255L15 256V258L13 257ZM257 255H259V258L257 257ZM233 256H234V258H233ZM204 261H202V262H204ZM54 262H56V259ZM55 264H57V263H55Z\"/></svg>",
    "mask_w": 264,
    "mask_h": 264
},
{
    "label": "water",
    "instance_id": "3",
    "mask_svg": "<svg viewBox=\"0 0 264 264\" xmlns=\"http://www.w3.org/2000/svg\"><path fill=\"white\" fill-rule=\"evenodd\" d=\"M86 36L87 35L84 32L77 33L70 39L69 44L73 46H80L83 43V40L86 38ZM118 47H119L118 43L114 44V48H118ZM179 90L185 91L186 89L180 87ZM7 91L8 89L5 86V75L0 71V96H4ZM17 93L20 94V91H18ZM27 97H29V94L27 95ZM42 113L46 115L47 119H50L53 122H55V116L52 110L48 108H44L42 110ZM177 126L180 132L182 133L187 132L183 123L180 122L177 124ZM241 141L242 140L236 136H229L225 141V145H239ZM109 151L113 152L117 159H120L125 163H128L129 165L133 166L140 174L145 176L155 175V173L159 168L161 157H168L173 153L172 147L170 145H165L159 148V152L157 153V155H149L144 153L134 154L121 150L118 147H112ZM7 219H8V214L3 213L0 216V224H4L7 221ZM66 232L69 235L73 236V238H75L79 242V245H81V240L77 236H75V232L72 228H67Z\"/></svg>",
    "mask_w": 264,
    "mask_h": 264
},
{
    "label": "crops",
    "instance_id": "4",
    "mask_svg": "<svg viewBox=\"0 0 264 264\" xmlns=\"http://www.w3.org/2000/svg\"><path fill=\"white\" fill-rule=\"evenodd\" d=\"M252 2H254V1H252ZM232 5V4H231ZM219 8H222L221 6H219ZM248 9H250V8H248ZM217 9H215V10H213V12L212 13H214V11H216ZM222 10H224V9H222ZM225 11V10H224ZM244 11H248V10H246V9H244ZM227 13V12H226ZM208 16H212V15H210V9H209V14L206 16V18H208ZM197 19V18H196ZM196 19H194L193 20V23L195 24V21H196V27H200V28H202V27H204V26H206V25H209L210 23H212L213 24V22L214 21H209V20H207V22L204 24V23H201L200 22V20H198V22H197V20ZM209 21V22H208ZM200 22V23H199ZM194 24H192V26L194 25ZM249 26V25H248ZM185 39V38H184ZM186 42H188V41H186ZM213 45H214V48H218V47H220L221 45L220 44H218V43H213ZM217 47H216V46ZM176 46L177 45H174V44H172L171 45V47H170V49H171V51H172V53L174 54V56H175V58H176V62H178V65L181 67V69H183V66H182V63H180L179 62V56H176V53H175V51H174V48H176ZM222 46H223V44H222ZM185 50V49H184ZM186 53L188 54V51H186ZM249 54L251 55V52H249ZM249 54H246V57H243V54H242V60L240 59V61H241V63L239 64V66H242L241 67V69H240V74L244 77V79H245V77L246 76H249L250 77V79L251 80H253V79H255V78H258V75L257 76H255V74L256 73H253V71L251 72V74H248L247 72H249V67H248V64L249 63H252L253 61H254V59L256 58V55H252V57H253V60L251 61V62H248L247 61V58H248V56H249ZM178 55V54H177ZM190 61H189V64L191 63V64H193L192 62H193V59H192V56L190 55ZM182 60V59H181ZM220 60V57L218 56V61ZM223 60V59H222ZM223 61H226V59L225 60H223ZM158 62H160V61H156V64L158 63ZM183 62V61H182ZM205 62V61H204ZM184 63V62H183ZM194 63H195V61H194ZM206 63V62H205ZM245 63H248V64H245ZM254 63H255V61H254ZM167 63L166 62H164V64H162V66H165ZM190 64V65H191ZM196 64V63H195ZM233 64L234 63H232L229 67L231 68V69H235V67H233ZM169 65H173V67L175 68V64H173V63H169ZM217 65V64H216ZM198 67H200V66H198ZM193 68V67H192ZM162 71H164V69L162 68ZM256 72H257V70H255ZM193 72H194V69H193ZM244 73V74H243ZM258 73V72H257ZM162 74V73H161ZM178 76H176V77H179V73H176ZM226 75H228V74H226ZM161 76H163V74L161 75ZM223 76H221L220 75V79L222 78ZM231 78V80L229 79V80H227V81H237V83H239V81H241L240 80V77L239 76H237L236 74H230V75H228V76H224L223 77V79L221 80V81H223L225 78ZM163 78V80H166V78H164V77H162ZM197 79H200V80H202V78L199 76V75H197V78H195V80H197ZM205 79V78H204ZM126 80V79H125ZM129 80V79H128ZM208 80V79H207ZM207 80H205V82H207ZM226 80V79H225ZM169 83H171V81H168ZM167 82V83H168ZM196 83H197V81H195ZM244 82H246L247 83V81H244ZM131 84H132V82H130ZM162 83H166V82H162ZM215 85H218L217 83L215 84ZM124 88H125V85H122ZM136 85H134V87H135ZM218 86H220V85H218ZM181 86H179L178 87V91L179 92H181V93H183L182 91H180L179 90V88H180ZM131 88V87H130ZM136 88V87H135ZM127 89V88H126ZM139 90H141V92H142V88L140 89V88H138ZM169 89V88H168ZM170 89H171V87H170ZM229 89L230 88H227L225 91L227 92V91H229ZM233 89V88H232ZM205 90V89H204ZM231 92V94H234V91H230ZM227 93H229V92H227ZM117 95H119V94H117ZM122 95H126V94H122ZM183 95V94H182ZM235 95V94H234ZM187 96V95H186ZM253 97V96H252ZM189 98V97H188ZM202 103V102H201ZM205 103L206 102H203V105H205ZM207 104H208V106H209V108H210V103L209 102H207ZM129 106H130V104H128ZM197 106H199V105H197ZM197 108H201V107H197ZM203 108V107H202ZM204 109V108H203ZM207 111H208V109H207ZM209 112V111H208ZM160 118H162V116H159ZM166 120H170V118H168L167 117V119ZM158 122V121H157Z\"/></svg>",
    "mask_w": 264,
    "mask_h": 264
},
{
    "label": "flooded vegetation",
    "instance_id": "5",
    "mask_svg": "<svg viewBox=\"0 0 264 264\" xmlns=\"http://www.w3.org/2000/svg\"><path fill=\"white\" fill-rule=\"evenodd\" d=\"M83 42H84V40H83ZM75 231H76V230H75ZM76 232H77V231H76ZM77 234H78V233H77ZM78 236H79V235H78ZM81 239H82V238H81ZM82 240H83V239H82ZM83 245H84V243H83ZM85 248H86V247H85ZM85 248H84V249H85Z\"/></svg>",
    "mask_w": 264,
    "mask_h": 264
}]
</instances>
